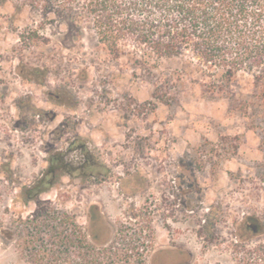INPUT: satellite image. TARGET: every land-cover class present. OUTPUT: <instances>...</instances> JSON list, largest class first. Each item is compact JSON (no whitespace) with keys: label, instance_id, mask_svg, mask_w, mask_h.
<instances>
[{"label":"rangeland","instance_id":"obj_1","mask_svg":"<svg viewBox=\"0 0 264 264\" xmlns=\"http://www.w3.org/2000/svg\"><path fill=\"white\" fill-rule=\"evenodd\" d=\"M135 58L130 53L110 58L88 23L71 35L64 24L57 28L22 0H0V125L20 124L15 139L29 138L33 132L25 127L33 129V123L39 135L44 133L41 138L79 135L111 171L103 184L76 178L64 187L68 193L54 187L38 201L45 209L71 213L73 224L95 243L150 224L153 246L177 242L185 250L177 257H189L188 264H264V99L255 96L251 75L239 72L229 87L231 96H215L200 87L190 54L162 58L156 66L151 59L143 64ZM154 88L161 101L152 97ZM178 171L181 214L165 220L164 210H174V202L163 197L164 182ZM62 180L68 184L67 177ZM116 182L125 188L138 185L132 201L122 203ZM61 195L67 196L65 202ZM95 202L103 204L112 227L98 226ZM133 203L139 215L128 212ZM34 208L30 202L20 221ZM248 213L249 224L256 219L262 233L236 242L235 230L248 226ZM51 226L59 227L57 221ZM250 232L246 227L243 233ZM17 234L0 252V264H29L24 251L30 249L23 248L30 235L27 224L19 225ZM48 234L55 236L45 229L43 238ZM140 252L146 255V248Z\"/></svg>","mask_w":264,"mask_h":264},{"label":"trees","instance_id":"obj_2","mask_svg":"<svg viewBox=\"0 0 264 264\" xmlns=\"http://www.w3.org/2000/svg\"><path fill=\"white\" fill-rule=\"evenodd\" d=\"M22 4L57 28L64 24L71 35L88 23L98 46L113 59L130 53L135 63L149 64L151 59L156 66L162 58L190 54L200 72L199 85L210 95L231 96L233 79L244 71L252 77L255 96L264 99V0H22ZM50 13L54 19L48 18ZM44 26L42 22L40 27ZM152 97L161 101L157 88ZM73 220L71 213L40 208L27 223L30 235L23 242L24 250L30 249L29 254L24 251L27 262L146 264V255L140 252L146 248L142 227L129 234L122 229L119 237L100 245ZM55 221L59 227L51 226ZM45 229L55 236L43 238Z\"/></svg>","mask_w":264,"mask_h":264},{"label":"flooded vegetation","instance_id":"obj_3","mask_svg":"<svg viewBox=\"0 0 264 264\" xmlns=\"http://www.w3.org/2000/svg\"><path fill=\"white\" fill-rule=\"evenodd\" d=\"M31 127L36 125L30 124ZM13 128V129H12ZM33 134L29 138H13L17 136L13 131H21L20 124L12 123L11 125H0V197H1V214L0 218V252L4 253L8 242H13L18 237L19 225L27 224L29 220L35 218L40 208H44V202H39L38 198L43 193L50 192L54 187L60 190L59 193H68L64 189L65 186L70 185V180L76 178L84 180V182H92L96 185L103 184L109 178L108 165L106 159L96 152L95 148L84 138L79 135H73L65 140H54L53 137L41 138L44 133L38 134L34 128L28 126ZM52 136V135H51ZM22 153L28 156L29 160L24 159ZM177 167V166H176ZM181 168V165H178ZM181 171V170H179ZM178 176L173 177V180L166 178L164 184L166 189L163 191V197L169 199V203L174 202V210H164L163 217L165 220L181 214V182L180 172ZM124 174V173H122ZM63 177H67V183L62 182ZM122 178H119L121 181ZM141 179V178H140ZM122 197V203L132 201L134 199L135 189L138 187L136 183H131L130 187L125 188L121 182H116ZM82 185H85L83 183ZM140 186H145L146 181L140 180ZM169 195V196H167ZM57 196V195H56ZM66 201L67 196L61 195ZM30 202H34L35 208L28 217H24L25 221H20L19 215L24 209H27ZM130 204H128L129 206ZM128 210L132 216L139 215V211L133 207ZM96 208L95 218L98 221V226L102 228L112 227L105 216V208L101 202H95ZM90 207V206H89ZM37 208V212L35 209ZM53 211L55 207L46 208ZM193 208L189 212L193 213ZM87 221L91 222L92 212L90 208L87 212ZM251 214L248 213L244 219H250ZM255 225L249 224V220L245 222L248 226L238 227L235 230L236 242H244V240L251 239L262 233L260 231L261 223L255 219ZM243 224V222H242ZM214 226V222H211ZM147 230H144V239L146 240V264H157L155 258L158 257V264H188L189 257L186 259H178V255L185 252L177 242L167 243L159 247L153 246L155 244V237L150 224L145 225ZM251 228L249 236L243 233L245 228ZM195 237L198 236V231L195 230ZM175 239L168 238V241ZM239 246L238 248H240ZM177 259V260H175ZM213 264H219L213 263ZM238 264V263H236Z\"/></svg>","mask_w":264,"mask_h":264},{"label":"water","instance_id":"obj_4","mask_svg":"<svg viewBox=\"0 0 264 264\" xmlns=\"http://www.w3.org/2000/svg\"><path fill=\"white\" fill-rule=\"evenodd\" d=\"M107 242H108V240L105 241V242H103V243H97V244L104 245V244H106Z\"/></svg>","mask_w":264,"mask_h":264}]
</instances>
